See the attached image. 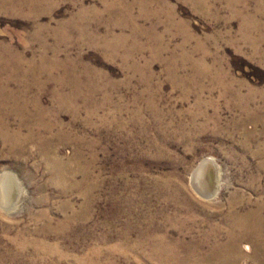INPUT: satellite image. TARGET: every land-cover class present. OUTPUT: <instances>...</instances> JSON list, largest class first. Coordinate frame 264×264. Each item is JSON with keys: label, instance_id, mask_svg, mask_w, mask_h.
<instances>
[{"label": "rangeland", "instance_id": "rangeland-1", "mask_svg": "<svg viewBox=\"0 0 264 264\" xmlns=\"http://www.w3.org/2000/svg\"><path fill=\"white\" fill-rule=\"evenodd\" d=\"M18 4L0 11V79L26 105L4 108L0 264H264L231 220L264 213V0Z\"/></svg>", "mask_w": 264, "mask_h": 264}, {"label": "bare ground", "instance_id": "bare-ground-1", "mask_svg": "<svg viewBox=\"0 0 264 264\" xmlns=\"http://www.w3.org/2000/svg\"><path fill=\"white\" fill-rule=\"evenodd\" d=\"M19 2L20 0H0V11L4 9L13 10L17 6H19ZM16 57L17 56H15L11 52V50L6 47H4L3 53L0 52V62L3 65L7 63L8 66L6 67L8 68L9 64H11V62H14ZM13 75L15 76V74ZM2 78L0 79V133H2L3 135L6 134V136H8L11 135L12 129L10 127V124L6 120L7 113H10V111H13L14 109H18L19 111L21 109L25 110L26 105L25 101H23V103L19 101V97L22 96L18 94L20 93L19 91L17 92V95H19L18 97L17 95H15L16 93L7 90L9 84H11L10 77L9 79L8 77H6V79ZM9 106L13 108V110L9 109V111H5L4 108ZM41 121L39 120V123H41ZM217 177L218 175L215 169V165L212 160L208 158L204 159V161L194 170L192 183L196 190L202 195H212L215 193L214 191H216L218 187ZM16 187V177L14 174L8 171L0 174V198L2 203L9 205H11L12 203L14 204L17 194ZM231 220L236 226L242 228L245 233L250 232L254 235L264 236V213L262 211V207H260L258 210H250L243 214L233 209L231 212ZM233 248L235 249V251L238 250L237 245H234Z\"/></svg>", "mask_w": 264, "mask_h": 264}]
</instances>
